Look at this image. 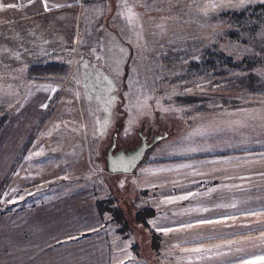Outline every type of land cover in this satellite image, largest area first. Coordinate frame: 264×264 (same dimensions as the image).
Returning a JSON list of instances; mask_svg holds the SVG:
<instances>
[{
	"label": "rangeland",
	"instance_id": "rangeland-1",
	"mask_svg": "<svg viewBox=\"0 0 264 264\" xmlns=\"http://www.w3.org/2000/svg\"><path fill=\"white\" fill-rule=\"evenodd\" d=\"M124 1L120 33H95L98 44L90 50L59 54L66 74H30L21 62L10 68L11 55L0 53V104L8 112L0 147L5 133L28 127L27 162L17 161L10 175L41 173L36 160L45 158L43 173L82 177L72 184L90 187L114 219L123 209L120 230L135 232L130 216L133 208L148 207L149 175L218 146L264 144V133H249L264 127V19L247 9L264 0ZM176 94L210 97L211 109L176 104ZM141 126L148 139L163 129L168 135L132 172L108 171L105 153L114 132L116 148H132ZM139 181L141 193L133 198ZM3 190L0 182V200ZM139 233L144 252L149 232L142 225ZM169 249L172 264H264V245L166 247L167 256Z\"/></svg>",
	"mask_w": 264,
	"mask_h": 264
},
{
	"label": "crops",
	"instance_id": "crops-1",
	"mask_svg": "<svg viewBox=\"0 0 264 264\" xmlns=\"http://www.w3.org/2000/svg\"><path fill=\"white\" fill-rule=\"evenodd\" d=\"M124 3L0 0V53L11 55L15 68L42 57L60 62L65 50H90L98 44L95 33L121 32ZM27 128L5 133L0 147V264H170L173 252L167 256L166 247L264 245V144L218 146L173 159L149 175L145 203L154 212L148 215L149 248L143 252L134 208L136 234L120 230L108 209L99 211L90 187L72 184L82 177L43 173L49 166L45 158L36 160L41 173L7 172L26 160ZM251 128L249 133H264V127ZM139 184L133 198L141 193Z\"/></svg>",
	"mask_w": 264,
	"mask_h": 264
},
{
	"label": "trees",
	"instance_id": "trees-1",
	"mask_svg": "<svg viewBox=\"0 0 264 264\" xmlns=\"http://www.w3.org/2000/svg\"><path fill=\"white\" fill-rule=\"evenodd\" d=\"M247 9L251 10V13L253 11L256 17H259L260 19H264V1L259 2V3H255ZM242 13L243 12H241L239 14L241 15ZM67 67L68 66L66 64L62 65L56 61H48L46 58L42 57V58H38V59L31 61L29 66H28L27 71L30 74H35V73L44 74V73H48L47 71L51 69L55 72H59L61 74L62 73L66 74L67 72L64 73L62 71H64ZM261 90H263V89H261ZM174 97L176 100V104H180L182 106L192 105L193 108H195V111H197V112H202V111H206V110L211 109L209 104H208L211 100L210 97H199V96L190 97V96H182L180 94H176ZM7 118H8L7 108L4 104H0V130H1L2 126L4 125ZM103 203H104V201H102V200L97 201L98 209L102 213L106 208V205H104ZM146 210H148V213H145ZM153 212H154V210L151 207H146L144 209H137V211L135 212L136 221L141 222V224L144 227L149 228L148 221L146 220V217ZM116 213L120 219H124L122 209H120V208L117 209ZM120 219H116V222H121ZM153 237L156 239L154 232H153L152 238ZM155 244H156L155 249L158 250L159 249V242L156 240Z\"/></svg>",
	"mask_w": 264,
	"mask_h": 264
},
{
	"label": "water",
	"instance_id": "water-1",
	"mask_svg": "<svg viewBox=\"0 0 264 264\" xmlns=\"http://www.w3.org/2000/svg\"><path fill=\"white\" fill-rule=\"evenodd\" d=\"M143 126L138 129L140 141L132 148H126L124 145L116 148V132L112 136L110 145L106 148L105 160L106 168L110 172H132L136 166L142 161L148 148L153 146L161 138L168 135L166 130L162 133L153 134L148 141L147 136L149 132L142 133Z\"/></svg>",
	"mask_w": 264,
	"mask_h": 264
},
{
	"label": "flooded vegetation",
	"instance_id": "flooded-vegetation-1",
	"mask_svg": "<svg viewBox=\"0 0 264 264\" xmlns=\"http://www.w3.org/2000/svg\"><path fill=\"white\" fill-rule=\"evenodd\" d=\"M147 132H149V131H147ZM156 132H152L151 133V137L148 139V137L150 136V132H149V134H148V136H147V140L149 141L151 138H152V136H153V134H155ZM157 134V133H156ZM152 147V146H151ZM150 147V148H151ZM150 148H148V150L150 149Z\"/></svg>",
	"mask_w": 264,
	"mask_h": 264
},
{
	"label": "snow or ice",
	"instance_id": "snow-or-ice-1",
	"mask_svg": "<svg viewBox=\"0 0 264 264\" xmlns=\"http://www.w3.org/2000/svg\"><path fill=\"white\" fill-rule=\"evenodd\" d=\"M133 15H134V14H133ZM129 19L131 20V19H132V17L130 16V17H129ZM197 251H198V250H197Z\"/></svg>",
	"mask_w": 264,
	"mask_h": 264
}]
</instances>
